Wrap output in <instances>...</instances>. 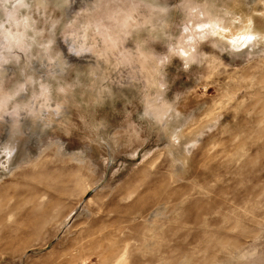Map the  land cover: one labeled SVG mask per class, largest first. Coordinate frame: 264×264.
<instances>
[{
  "label": "rangeland",
  "instance_id": "1",
  "mask_svg": "<svg viewBox=\"0 0 264 264\" xmlns=\"http://www.w3.org/2000/svg\"><path fill=\"white\" fill-rule=\"evenodd\" d=\"M0 264H264V0H0Z\"/></svg>",
  "mask_w": 264,
  "mask_h": 264
},
{
  "label": "snow or ice",
  "instance_id": "2",
  "mask_svg": "<svg viewBox=\"0 0 264 264\" xmlns=\"http://www.w3.org/2000/svg\"><path fill=\"white\" fill-rule=\"evenodd\" d=\"M248 39H249V40H251V39H252V37H251V36H249V37H248Z\"/></svg>",
  "mask_w": 264,
  "mask_h": 264
}]
</instances>
